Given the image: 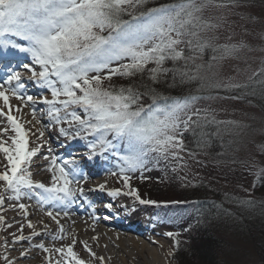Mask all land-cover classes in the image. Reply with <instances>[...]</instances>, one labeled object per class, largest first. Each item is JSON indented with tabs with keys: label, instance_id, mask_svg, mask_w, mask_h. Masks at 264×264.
I'll use <instances>...</instances> for the list:
<instances>
[{
	"label": "snow or ice",
	"instance_id": "snow-or-ice-1",
	"mask_svg": "<svg viewBox=\"0 0 264 264\" xmlns=\"http://www.w3.org/2000/svg\"><path fill=\"white\" fill-rule=\"evenodd\" d=\"M146 3L147 0H0V46L31 54L40 70L23 67L32 79L51 92L52 99L41 101L48 105L49 120L60 125L59 131L66 137H93L88 141L91 150L88 159L114 148V141L126 142L129 151L120 157L123 162L120 178L128 191L116 190L108 195H130L140 204H154L155 201L142 199L139 191L131 187L129 173H143L150 164L159 165L161 160L183 162L179 166L189 168L183 154L199 163L196 157L207 154L216 140L221 142L225 150L221 155H224L246 131L254 130L257 110L264 132V45L259 48L262 53L259 65L253 68L248 54L256 52V46L231 36L221 43L219 33L227 25V17L205 16L209 8L242 7L241 0H179L145 9ZM8 37L27 41L28 46L23 47ZM209 51L210 59L205 60ZM229 60L239 63L235 66L224 63ZM169 61L171 67L166 66ZM145 71L153 85L163 81L170 88L191 86L192 90L187 95L173 97L154 87L145 86L141 90L132 85L119 88L111 83L105 85L113 76L131 78ZM24 87L22 74L16 70L0 83V115L6 117L15 133L11 146L0 140V153L4 154L7 167L0 172L3 182L0 206L4 203L3 193L15 194L19 200L26 194L22 189L35 188L46 193L42 202L67 207L77 193L84 192L78 179L82 170L74 160L60 165L52 158L48 168L52 172L50 186L33 181L29 166L37 153L28 150L29 132L11 114L13 99L22 102L15 106L17 112L35 103L31 95H24ZM222 101L232 103L225 106ZM228 108H239L242 118H222L221 114L227 113ZM35 113L32 108L33 119ZM235 115L233 111L231 116ZM6 131L0 129V135ZM43 135L40 132L41 138ZM189 136L195 140L199 152L188 150ZM245 164L250 170L256 168L255 161ZM259 171L264 176V168ZM73 184L77 187H72ZM105 187L101 184L99 190ZM236 203L247 209L256 206L254 198ZM18 206L26 211L25 204ZM105 207L109 211L113 209L112 204ZM45 214L58 225L57 217L69 215L67 211L54 214L52 210ZM96 218L94 215L93 219ZM28 227L34 225L29 222ZM60 231H64L62 226ZM25 239L30 238L16 237L12 243ZM75 243L73 240L56 249H48L43 243L30 244V249L54 251L59 257L55 264H86L74 251ZM82 243L89 255L95 257L87 242ZM26 258L28 253L22 252L21 259ZM97 259L103 261V257ZM3 260L5 264H15L8 256H3ZM46 264H53L51 258Z\"/></svg>",
	"mask_w": 264,
	"mask_h": 264
},
{
	"label": "rangeland",
	"instance_id": "rangeland-1",
	"mask_svg": "<svg viewBox=\"0 0 264 264\" xmlns=\"http://www.w3.org/2000/svg\"><path fill=\"white\" fill-rule=\"evenodd\" d=\"M241 4L242 7L239 8H209L205 12V16L216 18L222 15L227 17L228 23L220 29L219 33L221 43L231 36L234 40L251 41L256 46L257 51L248 54L251 57L252 67L255 68L259 65V58L262 55L259 48L264 45V39L261 38L264 36V19H262L264 18V0H241ZM11 40L23 47L28 46L27 41L20 40L18 37H11ZM11 51L10 56L12 57L7 59L8 65L5 67L0 66V71L6 72L3 74L0 83L5 81L12 70L19 71L22 74L25 85L23 93L25 96L31 95L35 103L30 104L28 107H22L21 111L16 114L13 112L11 114L29 132L28 150L36 151L37 154L41 150L45 151L44 155H39L40 157L35 159L32 157L29 171L32 173L33 181L50 186L52 172L48 171V168L51 166L52 158H55L57 164L60 165H63L66 160H74L82 170L81 177H78L81 181L79 187L84 189L86 196L82 195V199H84L82 200L80 194L77 193L74 201L79 206L72 210L73 202L67 207L62 204L51 205L46 200L42 202V197L46 196V193H43L41 189H22V193L26 194H22L19 200L15 198V194L3 193L4 203L0 206V218H2L0 220V264H5L3 256H8L15 264H46L48 258H51L53 264H55L59 257L54 251L45 253L39 248L33 247L30 249V244L43 243L48 249H56L68 245L73 240L76 241L74 251L86 264H122L121 256H124L126 261L130 260L131 264H179L176 253L179 234L176 229L163 223V218L157 211L148 212V209L144 208L148 206L140 204L132 196L121 194L113 197L108 195L111 191L119 190L121 193L128 191L124 188L123 181L120 178V167L123 163L120 159L121 152L114 147L102 154L93 156L92 159H88L87 157L91 151L88 147L90 138L73 139L66 137L60 133V125H54L49 120L47 116L48 105L43 104L41 101L44 98L52 99L51 92L46 87H42L38 81L32 79L28 69L23 67V65H28L37 71L40 70L39 66L33 63L31 54L12 48ZM210 56L211 52H206L204 59L208 60ZM224 63L235 66L239 62L229 60ZM11 103L14 109L15 106L22 104L21 101L14 99ZM221 103L228 106L232 102L222 101ZM32 108L36 110V119L32 118ZM233 111L236 113L235 117L231 116ZM221 116L226 119H240L242 113L239 108H228V112L222 113ZM260 126L261 120L257 110V119L253 123L254 130L246 131L242 137L232 144L231 149L226 154H218L213 158L207 154L198 155L196 160H199V163H196L185 153L183 155L185 161L190 165L189 168H181L179 165L183 162L162 161L168 168L172 164L178 168L177 173L181 181V189H192L197 182L205 180L208 184L216 187L215 189L218 191L226 190L251 195L253 185L260 174L259 170L264 168V132L261 131ZM63 127L68 128L67 125H63ZM0 129H7L6 132L0 135V140L6 142V146H11V140L15 133L11 130V124L6 120V117L2 115H0ZM40 132L44 133L42 138ZM43 140H45V143ZM219 143L221 144L220 141ZM45 156L49 159L45 160ZM234 160L235 162H233ZM246 161H255L256 168L250 170L245 164ZM44 162L45 165L42 164ZM40 163L41 165H39ZM160 163L156 165L153 162L143 173L128 174L132 177L130 180L131 187L135 189L140 186L146 187L145 191L137 189L142 199L151 201L166 200L163 198L166 179L162 176ZM6 170L4 154L0 153V172ZM113 172L116 175H112ZM141 176L145 178L142 180ZM101 184L106 186L103 191L99 190ZM2 186L3 182H0V190H2ZM72 187H77V185L73 184ZM20 203L27 206L26 211L21 209L5 211L9 207L18 206ZM107 204L113 205L112 211L105 207ZM122 205L126 207H122ZM93 208L95 212H93ZM35 209L40 212H35ZM41 210L43 213H41ZM48 210H52L54 214L57 211L61 213L67 211L69 215L57 217L59 225L52 219H48L42 225V231H46L43 236L12 243L16 237L24 236L27 238L32 230L28 227L29 222L34 224L38 220H45L47 218L45 213ZM94 215L97 217L96 219H93ZM10 218H12V221ZM9 219L10 221H8ZM70 220H84V224L88 226L90 233L85 228L76 229V225L69 223ZM115 220H118V223H114ZM133 223L138 225L139 230L127 227ZM9 225L11 226L9 227ZM61 226L64 230L63 233L60 231ZM168 233H172V236H168ZM61 235H63V239H59ZM93 237L98 239L94 240ZM229 237L226 245L227 247L231 245V247L225 259L226 264H264V259L257 254L254 246L248 241L249 239L241 238L236 233L229 235ZM118 241L123 243L125 247L122 248L118 245ZM135 241L141 246L145 245L148 249L154 250L159 258L158 261L155 262L147 253L143 255L142 259L132 260V254L135 253L133 246ZM82 242H87L91 251L95 253V257L89 255ZM23 251L27 252L32 258L21 259ZM98 257H103V261L97 259Z\"/></svg>",
	"mask_w": 264,
	"mask_h": 264
},
{
	"label": "trees",
	"instance_id": "trees-1",
	"mask_svg": "<svg viewBox=\"0 0 264 264\" xmlns=\"http://www.w3.org/2000/svg\"><path fill=\"white\" fill-rule=\"evenodd\" d=\"M177 2L179 0H147L145 9ZM124 18L129 19L128 16ZM166 66L171 67V62L169 61ZM148 67L151 68L153 65ZM109 83L116 88L132 85L143 90L145 86L154 87L159 92L173 97L187 95L192 90L191 86L170 88L163 81L153 85L147 71L131 78L113 76L110 82L105 81L106 86ZM146 103L150 101L146 99ZM113 143L122 155L129 151L126 142ZM220 145L219 140H216L207 155L213 158L224 153L225 150ZM187 147L190 151L199 152L191 136L187 141ZM160 162L162 176L166 179L167 185L163 191L165 195H162L166 200L155 201L153 205H146L148 207L144 208H147L148 212L157 211L163 218V223L178 231L176 253L179 264H226L225 259L231 247V245L227 247V240L230 238L229 235L234 233L241 238L249 239L257 254L264 259V176L259 174L251 195L218 191L205 180L197 182L192 189H181L178 168L173 164L168 168L162 160ZM173 168L177 170L173 171ZM137 189L145 191L146 187L140 186ZM245 198H254L256 206L247 209L236 203Z\"/></svg>",
	"mask_w": 264,
	"mask_h": 264
},
{
	"label": "bare ground",
	"instance_id": "bare-ground-1",
	"mask_svg": "<svg viewBox=\"0 0 264 264\" xmlns=\"http://www.w3.org/2000/svg\"><path fill=\"white\" fill-rule=\"evenodd\" d=\"M14 109V108H13ZM14 114H16L17 113V111H15V109L12 111ZM43 142L45 143V140H43ZM45 154V151H40L37 155H35L33 158L35 159L36 157H40L39 155H44ZM42 164H44L45 165V162L44 163H42ZM39 165H41V163L39 164ZM34 172V171H33ZM82 195L85 197L86 196V194L83 192V194H80V197H81V199H82ZM82 200H84V199H82ZM75 202L76 201H73V207L76 209L78 206L75 204ZM14 209H20L19 208V206H13V207H9L7 210H5V211H12V210H14ZM35 212H40L39 210H34ZM41 213H43L42 212V210H41ZM44 216V215H43ZM47 218H45V220H38L36 223H34V224H32V225H34V228H31L32 230H31V232H30V234H29V236L27 237V238H33V237H38V236H43L44 234H46V231H42V229H43V224L45 223V222H47L48 221V219H51V218H49L47 215H45ZM11 219V221H12V218H10ZM10 219L8 220V221H10ZM114 223H118V220H115V221H113ZM69 223L70 224H73V225H76L75 227H76V229H83V228H85V230H87V232H89L90 233V230H88V226H86L85 224H84V221H77V220H70L69 221ZM127 227H129L130 229H134V230H139V227H138V225L136 224V223H133V224H130V225H128ZM39 233L40 235H33V233ZM105 232V231H104ZM131 237H135V236H131ZM25 241H27V239L25 240ZM119 242V241H118ZM112 244V243H111ZM118 245H120V246H122V248L123 247H125V245L123 244V243H121V242H119L118 243ZM133 246H134V254H132V260H138V259H142L143 258V255L145 254V253H147L148 254V256H150L151 258H153L154 259V261L155 262H157L158 261V256H157V253L154 251V250H152V249H148L145 245L144 246H141V245H139V243L137 242V241H135L134 243H133ZM118 248V247H117ZM133 248V247H132ZM20 251V250H19ZM23 252H25V251H23ZM30 252V251H29ZM32 258V256H30V255H28V258ZM122 257V264H131L132 262L130 261V260H128V261H126L125 259H124V256H121ZM16 261H17V259H15ZM21 264H24V263H21Z\"/></svg>",
	"mask_w": 264,
	"mask_h": 264
}]
</instances>
